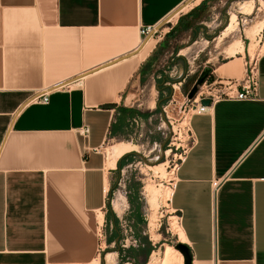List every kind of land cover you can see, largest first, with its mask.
I'll use <instances>...</instances> for the list:
<instances>
[{"label":"crops","instance_id":"crops-1","mask_svg":"<svg viewBox=\"0 0 264 264\" xmlns=\"http://www.w3.org/2000/svg\"><path fill=\"white\" fill-rule=\"evenodd\" d=\"M185 1L0 0V264H95L125 160L107 167L104 143L146 117L155 84L161 41L142 43L140 28ZM196 1L166 38L220 37L207 29L212 0ZM258 68L256 99H222L189 118L195 141L167 204L191 264H264V52ZM43 91L47 103L31 100Z\"/></svg>","mask_w":264,"mask_h":264},{"label":"rangeland","instance_id":"rangeland-1","mask_svg":"<svg viewBox=\"0 0 264 264\" xmlns=\"http://www.w3.org/2000/svg\"><path fill=\"white\" fill-rule=\"evenodd\" d=\"M195 2L178 9L171 15L172 21ZM231 13L236 14V24L223 39L206 41L202 35L188 38L177 32L166 38L170 23L163 27L161 33L165 34L159 38L153 66L155 84L150 79L151 94L140 105L146 117L131 120L126 133L108 137L103 146L107 167L121 155L125 160L116 170L118 176L108 193V206L116 221L101 228L95 263L110 264L107 255L113 253L111 264H158L165 247L175 248L180 242L173 224L178 219L165 202L164 193L171 189L176 168L190 147L187 93L203 66L212 67L209 81L239 80L249 59L264 52V0H212L207 29L213 35L219 34L228 25ZM233 39L241 40L244 47L241 55L235 54L237 61L229 57L234 42L226 47ZM222 48L224 53L217 55ZM224 65L227 72L218 73ZM135 101L134 105L140 103L141 95ZM118 192L123 193L127 203L120 213L113 208Z\"/></svg>","mask_w":264,"mask_h":264},{"label":"built area","instance_id":"built-area-1","mask_svg":"<svg viewBox=\"0 0 264 264\" xmlns=\"http://www.w3.org/2000/svg\"><path fill=\"white\" fill-rule=\"evenodd\" d=\"M169 24V28L172 27L173 21L172 17L167 16L164 19V22L161 26L153 25L146 26L140 28V34L143 39L148 36V39L159 40V38L165 33H161L163 27L166 24ZM168 31V30H167ZM194 71V70H192ZM258 86H259V68H258V57L250 58L248 64L245 67L244 75L241 79H228V81H209L208 78L197 87V91L192 98H188L186 96V115L188 116V124L189 118L193 114H203L208 111V108L214 104L215 102L228 99V100H236V101H246V100H254L258 95ZM202 99H208L210 101L209 105L201 104ZM31 100L36 101L38 103H47L48 95L46 91L36 95ZM78 132L83 136H87L89 133V128L87 125L82 126L78 129ZM187 132L190 137V146L194 143L195 138L194 134L190 128V125L187 127ZM182 160V159H181Z\"/></svg>","mask_w":264,"mask_h":264},{"label":"bare ground","instance_id":"bare-ground-1","mask_svg":"<svg viewBox=\"0 0 264 264\" xmlns=\"http://www.w3.org/2000/svg\"><path fill=\"white\" fill-rule=\"evenodd\" d=\"M191 1V0H190ZM189 1V2H190ZM194 1H196V0H194ZM189 2H187V3H189ZM186 3V4H187ZM186 4H184L182 7H184ZM249 8V7H248ZM250 11V10H249ZM248 11V12H249ZM176 13V12H175ZM174 13V14H175ZM173 14V15H174ZM172 15V16H173ZM171 16V17H172ZM236 14L235 13H231V15H230V17H229V22H228V25L226 26V28L223 30V32L221 33V35H220V37H219V39H221L223 36H225L226 35V33L227 32H229V30L230 29H232V28H234V26H235V24H236ZM253 30V29H252ZM234 47H233V49H231V55H235L236 53H243V49H244V47H243V45H242V42H241V40H239V41H236V42H234ZM255 47V46H254ZM252 48V47H251ZM233 50V51H232ZM252 50H254L253 48H252ZM251 51V50H250ZM241 55V54H240ZM175 87L177 86V85H174ZM152 102V101H151ZM154 103V102H153ZM153 106V105H152ZM162 166V165H161ZM160 166V167H161ZM159 167V168H160ZM153 193V192H152ZM165 195H164V200H165V202L167 203V201L169 200V198H170V194H171V189L170 190H166V192L164 193ZM113 204H114V207L113 208H115L114 210H117L119 213L120 212H122L123 210H124V208L127 206V203H126V201H125V197H124V195H123V193L122 192H118L117 194H116V196H115V199H114V201H113ZM98 219H99V222H100V224H101V222H102V214L101 213H99V216H98ZM173 224H175V230L177 231V234H178V240L180 241V242H183L184 243V241H185V236H184V233H183V231H182V229H181V226L179 225V223L178 222H173ZM173 229V230H174ZM114 258V254L113 253H110V254H108L107 255V260L110 262V264H111V262H112V259ZM95 264H97V263H95ZM158 264H183V256H182V254H181V252L178 250V249H176V248H174L173 246H171V245H167L166 247H165V252H164V255H163V257H162V259L158 262Z\"/></svg>","mask_w":264,"mask_h":264},{"label":"water","instance_id":"water-1","mask_svg":"<svg viewBox=\"0 0 264 264\" xmlns=\"http://www.w3.org/2000/svg\"><path fill=\"white\" fill-rule=\"evenodd\" d=\"M189 1L190 0H186L183 4H181V6H179L171 14H169V16L174 14L178 9H180L184 4H186ZM163 22H164V20H162L158 24V26H161L163 24ZM147 39H148V36H146L143 39L142 43L146 42ZM211 71H212V67L209 66V65H205V66L202 67V69L200 70V72H199V74L197 76V79L195 80L193 86L190 88V90L187 93V97L188 98H192L194 96V94L197 91V87L199 85H201L208 78V76L210 75ZM75 78H77V76H75ZM71 80H74V79H71ZM67 82H69V81H67ZM201 104L209 105L210 101L208 99H202L201 100ZM175 248L178 249L181 252V254L183 255V264H191V253H190L189 247L183 242H178L175 245Z\"/></svg>","mask_w":264,"mask_h":264},{"label":"trees","instance_id":"trees-1","mask_svg":"<svg viewBox=\"0 0 264 264\" xmlns=\"http://www.w3.org/2000/svg\"><path fill=\"white\" fill-rule=\"evenodd\" d=\"M131 202V201H130ZM147 255V254H146Z\"/></svg>","mask_w":264,"mask_h":264}]
</instances>
